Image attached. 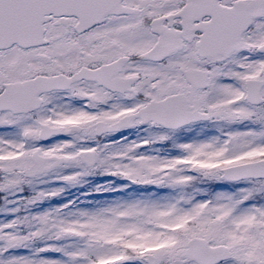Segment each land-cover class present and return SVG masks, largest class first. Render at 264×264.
<instances>
[{"label": "snow or ice", "instance_id": "snow-or-ice-1", "mask_svg": "<svg viewBox=\"0 0 264 264\" xmlns=\"http://www.w3.org/2000/svg\"><path fill=\"white\" fill-rule=\"evenodd\" d=\"M0 264H264V0H0Z\"/></svg>", "mask_w": 264, "mask_h": 264}, {"label": "rangeland", "instance_id": "rangeland-1", "mask_svg": "<svg viewBox=\"0 0 264 264\" xmlns=\"http://www.w3.org/2000/svg\"><path fill=\"white\" fill-rule=\"evenodd\" d=\"M190 132L193 133L192 135H194V136H191V135L190 136H186V135H183V134L175 135L176 142H186V141H189V140H191L193 138L202 137L203 135L207 134V131L204 132L200 127L198 129H193ZM130 138L134 139V137H132V136ZM177 154H179L178 151H174L171 155H177ZM96 186L97 185L95 184L94 188H96ZM65 187H66V191L63 194V196H61V197H59L57 199L50 200L51 204H48V205L46 204V202H48V201H45L36 210L37 211H44L46 209H50V208L56 207L58 205H61V204H63V202L67 203L69 200H75V197H77V193H79V197L82 196V199H84V198L87 197V195H85V193H90L89 192L90 188L79 187L76 190V192L72 193L70 191L74 190L75 187H70V186H65ZM161 195H163V194H161ZM82 199L78 198L79 201H81ZM114 199H131V198L115 197ZM114 199H107L105 201H101L99 206H102V205H104V204H106L108 202H111ZM57 200H58V204L56 202ZM88 200H90V198H88ZM81 208H93V207L82 206Z\"/></svg>", "mask_w": 264, "mask_h": 264}]
</instances>
